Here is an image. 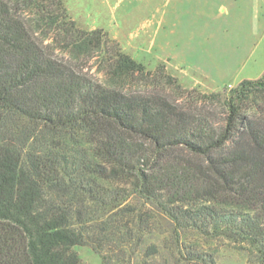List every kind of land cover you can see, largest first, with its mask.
<instances>
[{
  "label": "trees",
  "instance_id": "16d2710c",
  "mask_svg": "<svg viewBox=\"0 0 264 264\" xmlns=\"http://www.w3.org/2000/svg\"><path fill=\"white\" fill-rule=\"evenodd\" d=\"M44 29L77 56L113 42L110 80L50 52L34 36ZM100 34L63 0H0V264H81L75 247L109 237L104 216L132 193L161 195L167 212L187 204L201 233L246 242L264 264V72L232 88L216 120L196 94L187 106L127 88L158 74Z\"/></svg>",
  "mask_w": 264,
  "mask_h": 264
},
{
  "label": "rangeland",
  "instance_id": "374dc122",
  "mask_svg": "<svg viewBox=\"0 0 264 264\" xmlns=\"http://www.w3.org/2000/svg\"><path fill=\"white\" fill-rule=\"evenodd\" d=\"M63 2L78 28L101 31L103 39L115 40L125 53L142 63L146 71L158 74L155 86L146 82L137 83L135 80L129 82L127 88L144 92L155 90L156 93L164 94L169 99L187 106L193 101L188 96L196 94L200 100L197 108L212 115L216 120H221L225 115L231 89L246 77H259L260 73L264 72V23L254 24L249 39L244 38L246 45L241 48L238 56L233 60L231 56H227L223 64L226 79L223 83H218L201 76L194 70L193 63L180 62L175 54L166 57L161 55L159 47L154 44V38L161 23V14L169 8L157 6L159 0ZM167 16H170V13H167ZM164 26L166 27V24ZM182 26L185 27V24L180 23L177 30L174 28L176 35L183 32ZM44 32L45 29L37 31L34 36L39 41L43 39V44L47 45V49L54 55L63 58L66 63L88 76L104 82L110 80L106 74L105 60L113 49V42L105 44L100 52L95 50L92 58L87 54L77 56L52 42V38L46 37ZM159 32L161 34V30ZM231 33L228 32L226 40L220 39L219 42L240 41L237 37L236 40L229 38ZM210 36L208 40L211 43L215 39ZM213 45L217 46V42ZM169 49L170 47L168 52ZM172 50L174 52L176 48L173 47ZM162 71L171 75L175 81L171 82L167 77L160 76ZM186 90L189 91L185 92ZM165 206V198L161 195L148 198L140 193H132L122 199L121 205L116 207L110 216H104L107 221L117 223L109 237L101 241L90 239L89 242L75 247L81 264H251L252 257L246 242L220 234L201 233L181 213L182 209L188 207L187 204H174L169 207V212ZM104 211L99 214H104ZM96 232L97 236L102 237L104 234Z\"/></svg>",
  "mask_w": 264,
  "mask_h": 264
},
{
  "label": "crops",
  "instance_id": "0c3cea01",
  "mask_svg": "<svg viewBox=\"0 0 264 264\" xmlns=\"http://www.w3.org/2000/svg\"><path fill=\"white\" fill-rule=\"evenodd\" d=\"M159 1L157 6L169 8L164 10L166 12L161 10L164 14H161V23L158 26L160 29L156 30L154 38V44L159 47L161 55L166 57L175 54L180 62L193 63L194 70L201 76L218 83H223L226 79L223 64L227 56H231V60L238 56L241 48L246 45L243 40L249 39L254 24L264 23V0ZM167 13H170V16H167ZM164 15L166 16L163 17ZM180 23L185 24V27L182 26L183 32L176 35L174 32ZM230 31L232 33L228 37L233 40L237 37L240 41L219 42L220 39L226 40L225 36ZM210 35L215 39L211 43L208 40ZM215 42L217 46L213 45ZM173 47L176 48L174 52Z\"/></svg>",
  "mask_w": 264,
  "mask_h": 264
}]
</instances>
